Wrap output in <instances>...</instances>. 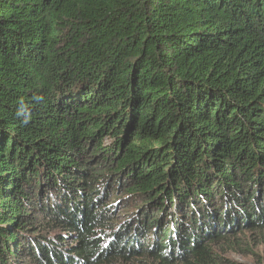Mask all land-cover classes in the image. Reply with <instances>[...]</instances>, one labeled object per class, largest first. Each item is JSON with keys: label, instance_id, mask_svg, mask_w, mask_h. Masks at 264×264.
I'll return each instance as SVG.
<instances>
[{"label": "trees", "instance_id": "obj_1", "mask_svg": "<svg viewBox=\"0 0 264 264\" xmlns=\"http://www.w3.org/2000/svg\"><path fill=\"white\" fill-rule=\"evenodd\" d=\"M254 239L264 0H0V264H255L226 255Z\"/></svg>", "mask_w": 264, "mask_h": 264}, {"label": "rangeland", "instance_id": "obj_2", "mask_svg": "<svg viewBox=\"0 0 264 264\" xmlns=\"http://www.w3.org/2000/svg\"><path fill=\"white\" fill-rule=\"evenodd\" d=\"M99 167H97L96 169H98ZM103 167H101L102 169ZM120 210V220L123 219H129V216L132 215V211L131 209H128L126 211V209ZM134 212V216L137 213V211H133ZM137 218L140 217L142 215V213H137ZM125 222V221H124ZM122 222V223H124ZM256 234V231H252V232H240V234L238 236L243 237L244 239H251L252 235ZM152 233L149 232V235L145 236V240L143 241L142 246L144 247L146 245V242L150 243L151 247L153 246V243L150 239ZM161 239V238H160ZM254 245H252V250L253 253L250 254H243L240 253L239 251H237L238 253L234 252V251H228L226 253L227 257H230L234 260L237 261H242V262H248V263H255V264H264V241L263 240H258V239H254L253 240ZM81 264V263H80ZM116 264H157L155 262H152V258L142 255V256H135L133 260L131 261H125L124 259H118L116 261Z\"/></svg>", "mask_w": 264, "mask_h": 264}]
</instances>
